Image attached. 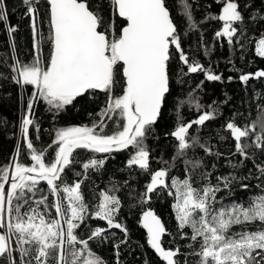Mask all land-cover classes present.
Segmentation results:
<instances>
[{"label":"snow or ice","instance_id":"1","mask_svg":"<svg viewBox=\"0 0 264 264\" xmlns=\"http://www.w3.org/2000/svg\"><path fill=\"white\" fill-rule=\"evenodd\" d=\"M216 2L221 5L219 13L202 21L191 11L182 16L185 26L197 33L202 55L211 56L215 46L226 45L239 53V61L245 62V52L253 47L254 55L264 58L260 27L264 0ZM19 4L20 9L10 11L8 0H0V28L7 36V50L0 52V88L11 84L25 90L20 97L23 111L14 125L18 129V135L13 133L14 154L0 164V264H108L97 249L104 244L111 245L115 264H126L123 249L131 251L132 239L122 210L129 194L119 193L127 182L118 187L110 180V188L99 189L93 176L106 171L114 153L130 148L126 169L149 176L134 199L141 208L145 242L161 264H264V91L252 89L255 121L237 123L235 116L241 113H233L218 126L228 136L208 135L209 124L222 118V105L231 101L227 93L222 101L210 104L197 100L196 114L189 120L176 108L173 96L174 77L180 83L195 74L208 82L238 79L247 91L251 80H264V69L245 72L229 55L230 71L239 75L225 78L211 60L206 63L191 55L187 38L192 33L176 22L181 16L179 0H19ZM18 10L20 20H28L30 43H18L20 23L11 22ZM208 20L220 23L212 45L198 28ZM204 82L197 88L202 90ZM97 92L105 97L96 112L98 120L43 128L39 105H46L52 118L74 109L93 115L95 110L89 109L100 103ZM170 108L176 111L175 121L165 135L177 142L173 160L185 158L184 179L170 176L173 164L168 161H163L166 167L153 170L146 143L158 125L166 123ZM108 122L116 128L111 134L105 131ZM45 133L51 140L38 147ZM215 138L230 139L232 148L220 151ZM197 149L204 155L189 156ZM24 154L29 162L21 158ZM205 157L213 160L210 168ZM221 157L227 173H219ZM246 162L253 168L244 173ZM252 181H257L260 194L239 202L234 194L249 190ZM162 192L174 200L175 232L151 207ZM93 220L106 226L93 227ZM144 264L150 261L145 259Z\"/></svg>","mask_w":264,"mask_h":264},{"label":"trees","instance_id":"2","mask_svg":"<svg viewBox=\"0 0 264 264\" xmlns=\"http://www.w3.org/2000/svg\"><path fill=\"white\" fill-rule=\"evenodd\" d=\"M182 1L183 3H181ZM179 3L180 8L184 12L182 13L180 8L178 9L181 12V16H176V22L185 27V32H187V29L188 32L192 31L190 27L185 26L184 19L182 18L188 11L192 12L197 21H202V18L206 15L218 14L221 9V5L218 4L216 0H179ZM186 3H189L191 7L185 8L184 5ZM257 3H259V0H257ZM209 5H211V7H208ZM8 8L10 11L13 8L20 9L19 0H8ZM173 14L175 15V12ZM18 21L20 23V32L17 37L18 43L24 44L26 41L30 43V31L27 27L28 20H20V10L11 15L12 24H17ZM219 27L220 23L214 20H208L198 24V28L203 31L205 41L208 42L209 45H212L214 31ZM260 27H264V24L260 25ZM187 39L190 43V54L203 59L206 63L208 60H211L213 67L216 68L218 72H223L225 78L229 75L233 77H238L239 75L238 72L230 71L231 66L227 63L226 59L229 55L232 56L237 66L242 67L245 72H255L258 69H264V58L254 55V47L251 52H245L246 61L242 62L236 59L239 53L231 52L226 45L224 47L215 46L211 56L202 55L203 47L197 42L196 32L192 31V34L188 36ZM246 47L248 46L246 45ZM6 50L7 36L3 29L0 28V52ZM174 79L177 80V83L173 85V96L177 98L176 108L182 112L186 120L192 119L195 116L194 105L197 100L203 104H210L214 100L222 101L225 98V93L231 97V101L228 105H222V118L209 124V128H211L212 131L208 132V129H205L209 136H214L215 132H220L221 135L228 136V133L221 131L218 126L222 125L233 113H241V115L235 116L237 123H250L255 121L258 117V112L255 110L256 105L250 98L252 97L253 88L258 91H264V80H251L246 91L238 79H234L232 82H228L225 79L224 83L208 82L202 74L184 77V83L179 82V77H174ZM200 81H205L202 90L197 88ZM28 91H31V89H28ZM24 92V89H19L17 86L11 84H5L3 88H0V121H3V123H0V164L5 163L7 158L14 154L17 136H14L13 133L16 132L18 135V129L15 128L14 125L18 124V118L23 111V102L20 97ZM191 92H193L196 99L193 100L190 97ZM117 94H119L118 91ZM96 96L100 103L92 105L89 109V111L95 110L93 111V115H87L78 109H74L71 112H65L56 118H52L46 105H39L37 111L43 128L52 130L54 127L60 128L71 125L90 124L93 119L98 120L99 116L96 115V112L99 111L105 97L102 92H97ZM181 100L184 101L183 104H180ZM171 104L172 99L170 98V105ZM175 115L176 111L170 108L166 123L158 125L157 131L154 135L149 137L146 143L152 151L151 167L153 170L166 167L163 161H168L173 164L170 176L184 179L185 158L181 157L173 160L176 152L174 146L177 142L174 138L165 135V133L172 130L171 126L175 121ZM105 131L108 134L116 131L115 125L112 122H108ZM50 140L51 138L45 133L42 136V141L38 143L37 146L46 147ZM213 142L217 144L220 151L225 153L233 146V142L230 139L227 142H222L219 141L218 138H215ZM131 152L132 149L130 148L127 151L114 153L113 155L115 158L109 160L106 165V171L94 175L93 180L95 184L98 185L99 189H104L105 187L110 188V180L116 182L118 187L125 185V182H127L119 193L120 195H124L125 193L129 194L127 197L128 202L125 203L122 210V218L130 228L132 239L131 251L127 248L123 249L122 259L125 260L126 264H144L145 259L149 260L150 264H161V261L145 242L146 230L143 229L139 223L141 208L134 199L135 192L141 190V186L148 181L149 176L139 169H133L131 172L126 169L125 162ZM192 155L203 156L204 154L197 149L195 154L189 153V156ZM21 158L24 159L25 162H29L30 160L26 154L22 155ZM49 158H51V154H49ZM205 162L210 168L213 160L205 157ZM224 163V158L221 157L218 161L219 173H227L229 171L227 167H224ZM249 168H253V164L251 162H246L242 171L246 173ZM256 183L257 181H252V186L247 191L238 189L234 196L238 197L241 203L248 202L252 197L260 194L259 189L255 187ZM173 204V197L167 195L166 192H162L151 201V207L161 217L168 230L175 232L176 221L174 218L175 212ZM91 224L93 227L96 225L102 227L106 226L104 222L95 220L91 221ZM113 231H116L117 234L120 235L119 230ZM164 239L168 240L169 237H165ZM137 243L143 245V247H137ZM97 249L102 259L106 260L108 264H115L111 245H98Z\"/></svg>","mask_w":264,"mask_h":264},{"label":"rangeland","instance_id":"3","mask_svg":"<svg viewBox=\"0 0 264 264\" xmlns=\"http://www.w3.org/2000/svg\"><path fill=\"white\" fill-rule=\"evenodd\" d=\"M181 3H183V1H182ZM180 11H181L182 13L184 12L181 8H180ZM187 32H188V29H187ZM191 33H192V31H191ZM190 97H191V98H192V97H195L194 94H193V92H191ZM193 100H194V99H193ZM252 198H253V197H252ZM252 198H251V199H252ZM251 199H250V200H251ZM250 200H249V201H250ZM246 203H247V202H246Z\"/></svg>","mask_w":264,"mask_h":264}]
</instances>
